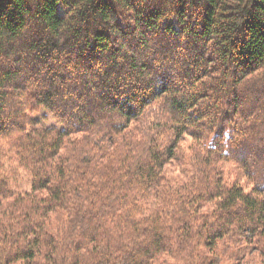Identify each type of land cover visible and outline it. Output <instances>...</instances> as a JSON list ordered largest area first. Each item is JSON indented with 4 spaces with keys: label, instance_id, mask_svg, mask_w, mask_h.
<instances>
[{
    "label": "trees",
    "instance_id": "obj_1",
    "mask_svg": "<svg viewBox=\"0 0 264 264\" xmlns=\"http://www.w3.org/2000/svg\"><path fill=\"white\" fill-rule=\"evenodd\" d=\"M3 114L0 264H264V0H0Z\"/></svg>",
    "mask_w": 264,
    "mask_h": 264
},
{
    "label": "rangeland",
    "instance_id": "obj_2",
    "mask_svg": "<svg viewBox=\"0 0 264 264\" xmlns=\"http://www.w3.org/2000/svg\"><path fill=\"white\" fill-rule=\"evenodd\" d=\"M31 37H33V39H34V36L33 35H31V36L29 35L28 41L31 39ZM158 42L161 45V47L158 49V52H164L163 55L162 54H159V56H158L160 58V62L161 63L164 62V61H166V59H165L166 57L164 58V55L171 57L172 54H174V52L177 53L176 52L178 50L177 45H175V46H173L172 44H168L167 45V41L166 40H163L160 37L158 38ZM191 48L194 49L193 47H189V48L182 47L180 49V51H181L182 54L181 53L174 54V57H173V59H174V66L171 67L170 70L175 69L174 72L175 71H178L180 73H182V72L184 73V71L186 70L185 67L188 66V64L190 63V61L192 62L193 60H195L197 62V64L199 63L198 62V58H197V57H199V52H200L199 51V47H197V46L195 47L194 54L191 53ZM152 51H153V48L151 49V51L149 53H146V54L142 55L141 59H142V62H145L146 61V62L149 63L148 64L149 65V69H148L149 72L153 73L154 76H155V78L157 76V78L155 79V84L154 85L157 86V85H159L158 82H160L161 80H165L163 83H166L168 81L167 83L170 84V86L172 84H174V85H177V88L179 86V88L181 90H183L185 88L184 87L185 86L184 84L186 82L185 81L186 78H182L181 77L177 82H176V80L174 78H171L169 75L166 76V78H164V79H162V78L160 79L159 78L160 77V74L166 72L168 68L167 67L161 68V66H157V64H158L157 61H155V59H153L154 56H155V54L153 52H155V51H153V52ZM73 56L74 55L72 54L71 57H73ZM80 63L83 65L84 61L83 62L81 61ZM62 64H63L62 67H64V68H66V67H68V68L69 67H72L71 63H69V65H65V63L63 61ZM101 65H105V63L99 60V65H97V69ZM170 70H169V72H170ZM80 71H81V69H80ZM212 74H216L215 76H217V75L219 76L220 75V72H218L215 69L214 72L212 71ZM133 80H134V78H133ZM214 82H216V81H214ZM96 83L98 84L97 81H96ZM145 88L148 89L149 87L148 88L145 87ZM190 93H192V92H190ZM26 94H27V92H26ZM88 100H90V98H88ZM67 105L70 106L69 103ZM248 107H250V106H248ZM88 111L89 112H92V109L89 108ZM39 116L40 117L41 116H45L46 117L45 120L44 119L41 120L42 121L41 122L42 125L47 126V127H49V126H56V124H55L54 120L52 119L51 115H49V114H47L45 112H41L39 114ZM0 118H2L1 120H2L3 124H6L8 126H10L11 124H16L17 123V120H15V119H9V117L6 114L0 115ZM193 141L194 140H192V138L190 136H186V137H184V138H182L180 140V143L178 144V148H177V155H178V157H176V158L174 157L172 160H170L165 165V172H166V174L168 176V180L169 181H172L173 182L174 179L177 180V179H180L182 177L183 172H184L183 169L185 170V168L187 167L186 164H185V162H189L190 161L191 153L188 150H189V146L192 144ZM184 166H186V167L184 168ZM5 168L6 169H10L11 168V164H9V163L6 162L5 163ZM225 169H227L226 172L229 173L228 174L229 179H231V178L233 179V176H234V173H235V169L232 167V165H226L225 166ZM11 186H12V189H16V190H20V191H22V190H29L30 189L29 182H28V180L26 178V175H25V172L24 171H22V170L19 171V176H18L17 183H12ZM255 259L256 258H253L252 261H251V263L254 262ZM259 261H260V259H257V262H259Z\"/></svg>",
    "mask_w": 264,
    "mask_h": 264
}]
</instances>
